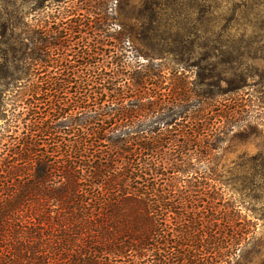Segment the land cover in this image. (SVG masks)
<instances>
[{
  "label": "trees",
  "instance_id": "trees-1",
  "mask_svg": "<svg viewBox=\"0 0 264 264\" xmlns=\"http://www.w3.org/2000/svg\"><path fill=\"white\" fill-rule=\"evenodd\" d=\"M149 2L141 12L154 26L135 35L109 34L104 4L100 19L73 27L35 8L9 13L0 264H264L259 215L245 207L264 163L217 161L238 113L215 115L212 100L244 78L215 71V84L191 89L183 59L165 58L181 54L182 38Z\"/></svg>",
  "mask_w": 264,
  "mask_h": 264
},
{
  "label": "rangeland",
  "instance_id": "rangeland-1",
  "mask_svg": "<svg viewBox=\"0 0 264 264\" xmlns=\"http://www.w3.org/2000/svg\"><path fill=\"white\" fill-rule=\"evenodd\" d=\"M85 1L0 0V34L9 13L15 11L17 14L35 8L36 19H44L48 13L53 15L50 23L73 27L85 20L94 23L100 19L97 15L101 14V4L107 6L109 34L122 28L124 33L135 35L142 25L154 26L150 12H141L151 0H90L95 8H86ZM153 1L162 3L163 30L166 34L179 33L183 41L181 54H167L166 62L173 65V60L183 59L181 67L186 70L191 89H197L195 83L215 84L216 79L211 78L215 71L226 73L227 80L244 78L242 89L212 100L215 115L232 110L238 113L230 120L234 123L232 132L218 144L217 161L235 166L264 163V0ZM4 49L0 43V55ZM221 87L228 86L222 83ZM254 185H260V190L247 192L245 207L259 215L258 237L264 241V181Z\"/></svg>",
  "mask_w": 264,
  "mask_h": 264
}]
</instances>
